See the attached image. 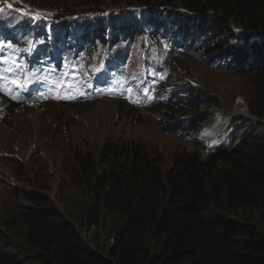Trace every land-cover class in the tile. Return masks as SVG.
Segmentation results:
<instances>
[{
  "label": "trees",
  "instance_id": "16d2710c",
  "mask_svg": "<svg viewBox=\"0 0 264 264\" xmlns=\"http://www.w3.org/2000/svg\"><path fill=\"white\" fill-rule=\"evenodd\" d=\"M0 1L9 12L0 11L4 54L11 51L9 42L19 49L13 59L46 68L50 74L63 75L59 69L63 60L80 64L102 54L110 44L108 38L111 46L133 47L134 53L145 46L148 64L154 50L166 46L173 51L199 45L207 54L214 51L209 54L214 57L234 54L225 65L245 76L244 99L251 117L240 130L238 145L220 148L204 159L194 150L175 153L169 168L163 167L157 150L140 140L106 141L97 155L78 156L77 179L92 192L82 221L74 222L53 205L39 206L35 199L25 211L2 219L0 264H264V228L254 235V247L242 242V236L248 237L243 222L257 157L264 156V127L259 123L264 119V0ZM138 7L145 9L142 15ZM14 9L47 15L35 21L25 15L20 22L3 17ZM222 37L226 46L231 45L226 50ZM30 46L33 50L28 53ZM174 64L172 59L167 67L171 70ZM47 76V72L39 75ZM166 76V87L162 82L157 92L168 100L160 103V97L156 108L173 110L182 103L170 94V71ZM4 87L10 90L7 80ZM2 98L5 118L16 105L8 96ZM102 212L117 219L106 251L98 239H86L80 231V226H99Z\"/></svg>",
  "mask_w": 264,
  "mask_h": 264
},
{
  "label": "rangeland",
  "instance_id": "374dc122",
  "mask_svg": "<svg viewBox=\"0 0 264 264\" xmlns=\"http://www.w3.org/2000/svg\"><path fill=\"white\" fill-rule=\"evenodd\" d=\"M142 8H137L139 15L145 11ZM14 16L22 18L15 12ZM229 27L242 32L233 24ZM222 39L226 50L231 45L226 46L228 42ZM168 50V46L157 50L152 64L175 61L169 82L174 101L182 105L173 110L149 107L141 101L137 107L124 102L131 110L105 96L88 97L80 105L58 103L10 110L8 118L0 122V223L8 215L34 205L35 199L40 201L39 206L53 205L80 223L92 192L86 182L81 185L77 179V158L87 152L97 155L106 141H143L150 150L161 154L164 168L172 165L175 153L194 150L204 159L220 148L239 144L240 130L251 117L244 99L245 76L225 65L234 54L225 52L214 57L209 55L214 51L207 54L205 48L194 44L177 47L171 54ZM259 123L264 127L262 120ZM256 168L247 208L248 224L243 222L248 237L242 236L243 245L251 248L254 235L264 228L263 155ZM101 217L99 226H80V231L86 239H98L106 251L113 242L107 236L116 230L117 219L104 212Z\"/></svg>",
  "mask_w": 264,
  "mask_h": 264
},
{
  "label": "clouds",
  "instance_id": "9594fccd",
  "mask_svg": "<svg viewBox=\"0 0 264 264\" xmlns=\"http://www.w3.org/2000/svg\"><path fill=\"white\" fill-rule=\"evenodd\" d=\"M109 40L110 38H108V43L112 44ZM110 44L104 48L102 54H96L95 57H91L80 64H76L74 60L70 59L61 61L59 69L63 72V75L56 73L53 74L52 78L47 76L45 83L31 82L33 77L27 79L24 72L22 79L20 78V87H27L28 94L23 93L21 95L19 93V100H16L11 99L5 92L0 91V107L4 102L3 95L10 98L12 101L11 105H16L13 109L22 106L42 108L48 103L75 105L76 101L86 103L88 97L95 98L98 96L121 100L120 102H126L136 107L140 101L149 107L154 105L156 107V100H159L164 95L161 93L162 91L158 95L157 88L158 86L162 87V82L163 87H166L168 81L166 71H170L167 65L172 59H169L166 63L153 66L152 61L157 59V52L153 57L151 56L152 61L148 64L145 46L138 47V44L135 45L138 49L134 53L133 47L127 48L123 45L113 47ZM157 50L162 51L164 48L161 47L154 51ZM167 52L171 53L173 51L168 50ZM171 56L173 57V55ZM93 60L94 62H92ZM27 65L30 64L27 63ZM52 69H56V67ZM98 69L101 70L97 71ZM40 71L49 73L46 68H41ZM162 71L165 72L162 74ZM69 87L71 91L68 90ZM62 89L63 95L75 96L76 98H57L58 95H61ZM171 90L170 94H172ZM77 92H83V94L77 95ZM171 96L173 97V94ZM167 100L163 98L160 103L164 104ZM10 110L6 113V116L9 115ZM2 119L4 118H2L0 108V122ZM259 120L264 123V119ZM257 160H259V157H257ZM245 224H248L246 220Z\"/></svg>",
  "mask_w": 264,
  "mask_h": 264
},
{
  "label": "snow or ice",
  "instance_id": "6c2138e0",
  "mask_svg": "<svg viewBox=\"0 0 264 264\" xmlns=\"http://www.w3.org/2000/svg\"><path fill=\"white\" fill-rule=\"evenodd\" d=\"M7 7L11 8L12 5L8 4ZM3 10V6H0V11ZM24 15H29L30 19L32 20H39L42 17H45L47 13H41L39 10H36L35 12L30 13H24ZM106 15V14H105ZM43 43V41H41ZM7 48L11 51L5 55V48L3 46H0V64H5L7 67L0 68V91H4L5 94L9 95L11 99L19 100V96L15 95L14 93H20L21 95L28 91L27 87H20V77L22 74L26 71L29 76H33V80L31 82L33 83H43L42 80L35 79L34 74L38 73L40 69L32 68L29 65L21 63L18 58L13 59V56L16 52L19 51L17 47H14L11 43L7 45ZM101 69H98L97 71H100ZM7 73V75H6ZM9 82L10 90L5 89L4 87V81ZM86 83V82H85ZM15 86V87H11ZM71 91V88L68 89ZM83 92H77V95H82ZM147 95V93H145ZM65 98V99H73L76 98L75 96H67L63 95V89L61 92V95H58L57 98Z\"/></svg>",
  "mask_w": 264,
  "mask_h": 264
},
{
  "label": "bare ground",
  "instance_id": "6f19581e",
  "mask_svg": "<svg viewBox=\"0 0 264 264\" xmlns=\"http://www.w3.org/2000/svg\"><path fill=\"white\" fill-rule=\"evenodd\" d=\"M64 54V53H63Z\"/></svg>",
  "mask_w": 264,
  "mask_h": 264
}]
</instances>
